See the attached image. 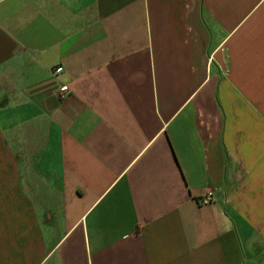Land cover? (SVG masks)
Masks as SVG:
<instances>
[{
	"label": "crops",
	"instance_id": "0c3cea01",
	"mask_svg": "<svg viewBox=\"0 0 264 264\" xmlns=\"http://www.w3.org/2000/svg\"><path fill=\"white\" fill-rule=\"evenodd\" d=\"M0 264H264V0H0Z\"/></svg>",
	"mask_w": 264,
	"mask_h": 264
},
{
	"label": "built area",
	"instance_id": "2783aa9c",
	"mask_svg": "<svg viewBox=\"0 0 264 264\" xmlns=\"http://www.w3.org/2000/svg\"><path fill=\"white\" fill-rule=\"evenodd\" d=\"M197 199L200 203H207L210 200L209 193H205V194L199 196Z\"/></svg>",
	"mask_w": 264,
	"mask_h": 264
}]
</instances>
